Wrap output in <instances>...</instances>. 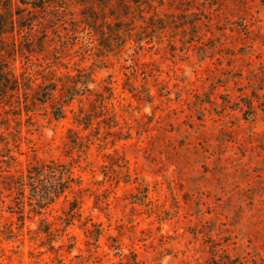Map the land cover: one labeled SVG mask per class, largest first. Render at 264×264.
Masks as SVG:
<instances>
[{
  "label": "rangeland",
  "instance_id": "1",
  "mask_svg": "<svg viewBox=\"0 0 264 264\" xmlns=\"http://www.w3.org/2000/svg\"><path fill=\"white\" fill-rule=\"evenodd\" d=\"M0 64V264H264V0H0Z\"/></svg>",
  "mask_w": 264,
  "mask_h": 264
},
{
  "label": "trees",
  "instance_id": "2",
  "mask_svg": "<svg viewBox=\"0 0 264 264\" xmlns=\"http://www.w3.org/2000/svg\"><path fill=\"white\" fill-rule=\"evenodd\" d=\"M28 28L32 29L31 22ZM0 76H2L0 78V91L7 88L11 90L18 88V81L13 75V72L11 70H5L1 64ZM46 86L47 85L42 87L40 93V97L45 101L52 97V93L55 90V87ZM59 114L62 113H56V116H60ZM73 178L71 163L59 159H50L48 161L36 162L29 165L24 176H22V174L18 175L12 178V182L14 183L19 197H22V199L20 198V201H18L19 204L23 202L25 191H28L27 198L30 205H32L31 210L39 212L55 202L65 190L69 189L73 182Z\"/></svg>",
  "mask_w": 264,
  "mask_h": 264
}]
</instances>
